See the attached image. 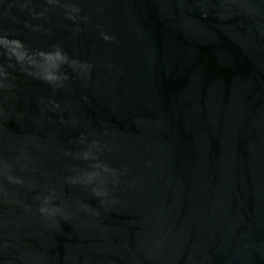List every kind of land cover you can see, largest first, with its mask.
Here are the masks:
<instances>
[{
	"label": "water",
	"instance_id": "water-1",
	"mask_svg": "<svg viewBox=\"0 0 264 264\" xmlns=\"http://www.w3.org/2000/svg\"><path fill=\"white\" fill-rule=\"evenodd\" d=\"M0 264H264V0H0Z\"/></svg>",
	"mask_w": 264,
	"mask_h": 264
}]
</instances>
